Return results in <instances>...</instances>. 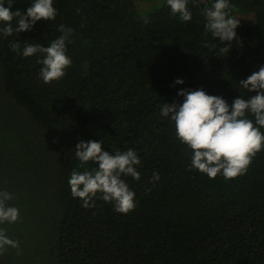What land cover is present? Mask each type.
I'll return each instance as SVG.
<instances>
[{"label": "trees", "instance_id": "trees-1", "mask_svg": "<svg viewBox=\"0 0 264 264\" xmlns=\"http://www.w3.org/2000/svg\"><path fill=\"white\" fill-rule=\"evenodd\" d=\"M142 1L149 8L138 9ZM213 2L189 0L184 22L166 0H53L54 20L0 33V191L19 209L16 222L0 224L19 242L0 264H264V149L245 174L210 179L191 168V149L161 115L165 103L183 101L180 89L229 105L255 94L239 81L264 65V0H229L239 20L232 42L205 29L202 10ZM31 3L14 0L12 8ZM60 25L72 30L71 65L45 84L41 55L10 45L21 53L26 43L47 47ZM90 140L110 154L137 153L140 179L121 176L135 193L127 214L100 193L88 208L71 195V172L84 170L75 145ZM92 167L98 162L84 166Z\"/></svg>", "mask_w": 264, "mask_h": 264}, {"label": "clouds", "instance_id": "clouds-1", "mask_svg": "<svg viewBox=\"0 0 264 264\" xmlns=\"http://www.w3.org/2000/svg\"><path fill=\"white\" fill-rule=\"evenodd\" d=\"M188 2L166 0L171 15H178L184 22L192 15ZM13 3L14 0H0V33L4 37L29 31L37 21L54 20L57 15L53 0H32L31 6L24 11L13 10ZM234 7L229 0H214L210 7L202 10L206 31L221 42H232L236 38L239 20L230 15ZM59 31L62 35L47 47L26 43L21 53L18 42L10 45L12 51L24 57L41 55L42 59L37 62L42 64L39 75L45 84L61 79L71 65V59L66 55V42L72 30L60 25ZM221 51L228 52L229 48L224 47ZM183 83L180 78L174 81V84ZM239 83L248 93L255 94L246 99L237 97L229 105L220 96L207 94L202 89H180L177 95L182 96L183 101L165 103L161 108V115L174 122L176 138L191 149V168L210 179L218 174L225 180L245 174L256 153L264 149V133L260 131L264 128V65ZM248 114L254 117L255 124L247 118ZM101 144L102 141L90 140L75 145V156L84 170L73 169L71 172L68 180L71 195L80 198L82 207L88 208L94 206L89 202L100 193V199L112 202L116 212L127 214L135 208V193L121 176L139 180L140 173L135 166L140 164V159L131 148L110 154ZM89 162H98V167L84 168ZM153 179L158 180L159 173L154 172ZM11 199V193L0 191V224L19 219V209L6 203ZM6 247L19 249V242L10 239L0 228V254Z\"/></svg>", "mask_w": 264, "mask_h": 264}, {"label": "rangeland", "instance_id": "rangeland-1", "mask_svg": "<svg viewBox=\"0 0 264 264\" xmlns=\"http://www.w3.org/2000/svg\"><path fill=\"white\" fill-rule=\"evenodd\" d=\"M149 4L148 3H146V2H141L140 4H139V6H138V9H142V10H145V9H147V8H149Z\"/></svg>", "mask_w": 264, "mask_h": 264}]
</instances>
